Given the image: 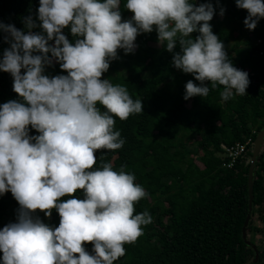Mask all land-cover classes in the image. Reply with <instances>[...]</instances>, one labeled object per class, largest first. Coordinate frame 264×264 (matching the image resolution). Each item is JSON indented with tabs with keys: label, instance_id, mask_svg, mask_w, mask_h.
<instances>
[{
	"label": "clouds",
	"instance_id": "clouds-1",
	"mask_svg": "<svg viewBox=\"0 0 264 264\" xmlns=\"http://www.w3.org/2000/svg\"><path fill=\"white\" fill-rule=\"evenodd\" d=\"M121 3L129 19L122 20ZM235 5L247 10L249 30L264 18V0ZM213 13L211 3L193 0H39L38 24L31 15L24 30L0 23L9 44L0 71L10 73L19 97L0 103V195L10 191L19 205L15 222L0 227V264H114L124 245L143 235L152 217L133 213L146 191L124 166H95L94 155L122 147L114 117L141 113L142 102L102 73L117 49L132 53L136 36L155 30L157 43L173 53L172 65L199 82L185 83L183 99L207 96L209 84L222 86L224 101L244 95L248 73L233 66L212 32ZM66 26L72 42L62 34ZM53 60L66 74L44 73ZM29 125L39 134L29 135ZM53 208L55 227L34 214L39 209L48 217Z\"/></svg>",
	"mask_w": 264,
	"mask_h": 264
},
{
	"label": "trees",
	"instance_id": "trees-1",
	"mask_svg": "<svg viewBox=\"0 0 264 264\" xmlns=\"http://www.w3.org/2000/svg\"><path fill=\"white\" fill-rule=\"evenodd\" d=\"M205 2L213 5L209 23L223 42L228 59L248 73L244 95L234 94L224 101L220 98L222 86L212 88L209 84L207 96L183 99L185 83L189 79L199 82L172 65L173 53L157 43L155 30L136 36L134 52L125 54L117 49V58L104 72L113 84L125 86L131 98L141 99L142 112L123 121L114 117V130L120 132L124 144L117 150H97L95 166L111 163L115 169L124 166L125 172L134 174L147 196L134 204L133 214L147 210L152 217L142 226L143 235L125 244L124 255L114 264H243L247 259L241 229L247 216L251 150L232 168L222 166L218 154L223 145L243 142L251 134L254 139L264 126V64L258 54L264 49V18L249 30L243 24L247 10L238 8L235 0H193L196 6ZM38 6L39 0H0V23L24 30L23 19L31 15L36 21ZM220 7L224 8L222 16ZM130 12L121 3L122 20L129 19ZM62 34L70 42L74 40L67 26ZM5 35L0 30V57L9 47ZM231 40L234 43L229 51ZM173 51H179L178 46ZM45 67L49 77L66 74L55 60ZM18 99L10 73L0 71V103ZM38 134L29 127V135ZM184 138L193 139V150ZM261 164L256 163L254 171L253 206L264 195ZM8 194L11 203L19 206L10 191ZM5 214L0 210V221ZM34 214L41 219L44 212L37 209ZM49 217L42 222L57 226L55 208ZM84 247L91 252V242H85Z\"/></svg>",
	"mask_w": 264,
	"mask_h": 264
},
{
	"label": "flooded vegetation",
	"instance_id": "flooded-vegetation-1",
	"mask_svg": "<svg viewBox=\"0 0 264 264\" xmlns=\"http://www.w3.org/2000/svg\"><path fill=\"white\" fill-rule=\"evenodd\" d=\"M262 129H264V126L261 127L259 131ZM259 152H260L259 153L260 157H257L255 161V167L257 165L260 166L262 162L261 164L262 168L260 172L262 175V181L264 185V136H263V142L260 145ZM248 209L249 207L247 208V215H248ZM257 228L259 229V232L256 230ZM263 233H264V195L261 197V201L259 202V204L256 203L254 206L252 204V209L248 216V223L245 229V236H243L242 233V238L244 240L242 251L247 256L246 257L247 259H245L242 262L243 264H262L263 255H264V237L262 236ZM251 252H253L252 256H251Z\"/></svg>",
	"mask_w": 264,
	"mask_h": 264
},
{
	"label": "built area",
	"instance_id": "built-area-1",
	"mask_svg": "<svg viewBox=\"0 0 264 264\" xmlns=\"http://www.w3.org/2000/svg\"><path fill=\"white\" fill-rule=\"evenodd\" d=\"M256 43L261 44V40L257 39ZM259 54L263 55L264 50L261 49L259 51ZM252 143H253V135L251 134L243 142H237L232 145H223L222 150L218 154L223 160L222 166L226 168H232L239 158L244 157L247 151L251 150ZM248 161L250 162V158H248Z\"/></svg>",
	"mask_w": 264,
	"mask_h": 264
},
{
	"label": "water",
	"instance_id": "water-1",
	"mask_svg": "<svg viewBox=\"0 0 264 264\" xmlns=\"http://www.w3.org/2000/svg\"><path fill=\"white\" fill-rule=\"evenodd\" d=\"M263 136H264V129L260 130L256 134L254 142L252 143L250 162H249V167H248V172H247V189H248V207H249V209H248V215L246 216V219H245L243 227H242L243 236H245V229H246V225L248 223V216H249L251 209H252L253 179H254V171H255V161L258 157L260 145L263 142ZM262 264H264V255H263Z\"/></svg>",
	"mask_w": 264,
	"mask_h": 264
},
{
	"label": "rangeland",
	"instance_id": "rangeland-1",
	"mask_svg": "<svg viewBox=\"0 0 264 264\" xmlns=\"http://www.w3.org/2000/svg\"><path fill=\"white\" fill-rule=\"evenodd\" d=\"M130 13H132V12H130ZM130 17H131V15H130ZM233 40H231L229 43H228V50L230 51V47L233 45ZM261 49H263V48H261ZM260 49V50H261ZM259 50V51H260ZM264 50V49H263ZM259 51H258V54H259ZM262 58H263V61H264V54L263 55H261V54H259ZM262 61V64H264V62ZM53 63V62H52ZM45 68H47V67H45ZM101 78H106V79H108L107 78V76H106V73H102V77ZM28 127H30V125L28 126ZM192 141H193V139H191ZM191 140L189 141H187V139H185L184 138V141L189 145V147H190V149L191 150H193L194 149V146H195V144L193 143H190L191 142ZM260 153V152H259ZM259 153H258V157H260V155H259ZM195 158V162L197 163V164H200V162L198 161V159H197V157H194ZM19 208V206H15V205H13L12 203H11V201H10V198H9V194H8V191H6L4 194H2V195H0V210L2 211V210H4L5 212H6V214L4 215V217L1 219V221H0V226H5L7 223H9L11 220H13V219H16V211H17V209ZM50 217L48 216V217H45L44 215L41 217V220H47V219H49Z\"/></svg>",
	"mask_w": 264,
	"mask_h": 264
}]
</instances>
